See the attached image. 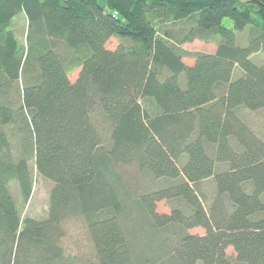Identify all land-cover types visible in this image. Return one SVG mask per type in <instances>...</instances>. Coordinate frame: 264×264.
<instances>
[{
    "label": "trees",
    "instance_id": "obj_1",
    "mask_svg": "<svg viewBox=\"0 0 264 264\" xmlns=\"http://www.w3.org/2000/svg\"><path fill=\"white\" fill-rule=\"evenodd\" d=\"M195 41L217 49L190 66L182 46ZM258 54L264 0H0V264H264V123L240 116L264 112ZM32 163L54 184L43 221H22L12 191L28 203ZM127 168L171 184L139 195ZM163 200L178 206L159 214ZM71 222L92 259L64 247ZM148 230L167 254L137 249Z\"/></svg>",
    "mask_w": 264,
    "mask_h": 264
},
{
    "label": "rangeland",
    "instance_id": "obj_2",
    "mask_svg": "<svg viewBox=\"0 0 264 264\" xmlns=\"http://www.w3.org/2000/svg\"><path fill=\"white\" fill-rule=\"evenodd\" d=\"M241 2H246L250 0H240ZM26 19L24 16H20L18 18L15 30L17 32L18 38L21 41H24V35L26 33ZM224 26L233 29V22L230 19H225L223 22ZM249 32L250 27H247L242 32H236V45L239 47H246L248 44V38H249ZM119 45V41L116 38H113L108 44L107 47L111 50L117 48ZM182 49L184 51V62L187 65L192 66L195 62V55L198 53H214L216 52L217 45L215 43L211 44H205L199 41H195L193 43L185 44L182 46ZM252 60L257 64H261L264 61V55L258 54L252 57ZM261 62V63H260ZM79 75V70L74 71L70 75V80L72 83H74ZM185 77L184 75L181 77V82L184 83ZM240 116L244 120L247 125L254 129L258 130V128H261V126L264 123V112L261 114L251 113L245 109L240 110ZM102 128V131L104 133V142L105 145H109V126L108 125H100ZM225 170V167L219 166L217 168V173L222 172ZM31 172L33 177V191L30 200L28 203H24L20 191L17 187V185H12V191L13 196L15 198V201L19 207L22 221L25 219L31 218L35 219L37 221H43L48 218L49 215V209H50V193L54 186L53 182L50 180H47L43 177H41L36 168L34 163L31 164ZM127 182L129 186L132 188H135L139 195L147 194L151 192L152 190H158L161 188H165L166 186L170 185L169 182H152V180L147 176H140L135 169L133 168H127L123 171ZM199 190L200 194L204 195L205 197V204L206 206L209 205L216 194V187L214 181L207 180L205 182H202L199 184ZM177 202H167L166 200H163L161 202H158L156 204V211L159 214H171L172 207H177ZM183 209H186L183 207ZM139 222H142V219L139 220ZM138 222V224H139ZM67 237L64 239V247L66 250L72 254V255H79L84 256V259H92V248L90 243L88 242V237L86 233V229L83 226L82 223L79 222H71L67 226ZM146 237L150 238L151 240L146 241V238L144 237L141 240H138L136 243L137 249L139 251L145 250L147 254L154 257L153 255L156 254L158 256H163L167 254L169 251V247L162 246L161 241L163 233L158 232L155 230H148L146 231ZM162 233V234H161ZM190 234H198V235H204L205 231L203 229H193L189 231ZM169 239H172L173 241V233H169ZM153 254V255H152ZM155 255V256H156ZM227 255L232 259L234 262L235 260V253L232 248H229L227 251ZM156 257V258H157ZM162 264H175V262L172 259L166 258Z\"/></svg>",
    "mask_w": 264,
    "mask_h": 264
},
{
    "label": "crops",
    "instance_id": "obj_3",
    "mask_svg": "<svg viewBox=\"0 0 264 264\" xmlns=\"http://www.w3.org/2000/svg\"><path fill=\"white\" fill-rule=\"evenodd\" d=\"M215 53V52H214ZM214 53H210V54H214Z\"/></svg>",
    "mask_w": 264,
    "mask_h": 264
}]
</instances>
